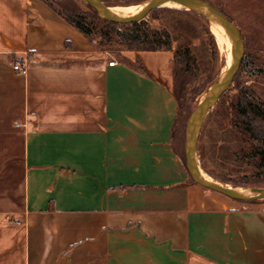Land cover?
Returning a JSON list of instances; mask_svg holds the SVG:
<instances>
[{
    "label": "crops",
    "instance_id": "obj_1",
    "mask_svg": "<svg viewBox=\"0 0 264 264\" xmlns=\"http://www.w3.org/2000/svg\"><path fill=\"white\" fill-rule=\"evenodd\" d=\"M109 55L43 0H0V264H264V199L185 166L174 50Z\"/></svg>",
    "mask_w": 264,
    "mask_h": 264
},
{
    "label": "rangeland",
    "instance_id": "obj_2",
    "mask_svg": "<svg viewBox=\"0 0 264 264\" xmlns=\"http://www.w3.org/2000/svg\"><path fill=\"white\" fill-rule=\"evenodd\" d=\"M47 1L60 8L66 6L93 12L81 0ZM104 1L111 6H118L137 5L146 0ZM202 1L210 2L238 25L245 53L234 82L205 118L198 142V163L207 175L221 183L249 190L260 189L264 187V168L257 169L253 165L252 154L256 151L251 150V145L254 143L238 115L237 106L239 99L247 96L264 102V0ZM143 20L146 22L142 25L145 28L170 33L172 50L184 47L189 50L193 70L188 76L189 83L179 85L174 80L173 86L181 97L175 139L180 137L183 145L187 121L192 111L200 98L225 74L231 60L227 61L223 47L210 28L209 20L190 9L165 5L156 8ZM104 25L98 23L97 31L89 38L96 41L100 50L110 53L109 59L130 50L126 45L117 43L116 37L112 42L102 38L101 32H107L111 27H103ZM117 28L124 30L131 27Z\"/></svg>",
    "mask_w": 264,
    "mask_h": 264
},
{
    "label": "trees",
    "instance_id": "obj_3",
    "mask_svg": "<svg viewBox=\"0 0 264 264\" xmlns=\"http://www.w3.org/2000/svg\"><path fill=\"white\" fill-rule=\"evenodd\" d=\"M48 6L58 12L64 19L70 22L74 27L84 33L87 37H91L96 31L98 23H102L103 27H110L107 32H101L102 38L107 41H115L124 44L130 50H172V39L168 31L161 32L159 29L145 28V20L134 23H118L107 18L101 17L97 10L90 4L86 5L92 9L93 12L83 10L81 8H69L66 6L58 7L53 3L43 0ZM210 3V2H209ZM211 4V3H210ZM184 11H187L183 9ZM131 27L129 29H120L117 27ZM106 30V28L104 29ZM193 72L191 67V60L189 57V50L187 47L179 48L174 51V80L181 84H188L189 73ZM236 77V76H235ZM235 80V78H234ZM234 82V81H233ZM174 93L178 99V114L176 116V124L174 127V135L177 133L178 123L180 118V103L181 97L177 92ZM238 115L247 127V134L252 143H254L251 150H255L253 157V165L257 169L264 168V102L251 98L250 96L239 99L237 106ZM188 118V116H187ZM180 136V135H179ZM175 139V137H174ZM176 143L184 157V142L180 143V137H176ZM183 150H182V147ZM191 177V176H190ZM245 184V183H244ZM256 201V200H255Z\"/></svg>",
    "mask_w": 264,
    "mask_h": 264
},
{
    "label": "water",
    "instance_id": "obj_4",
    "mask_svg": "<svg viewBox=\"0 0 264 264\" xmlns=\"http://www.w3.org/2000/svg\"><path fill=\"white\" fill-rule=\"evenodd\" d=\"M92 5L101 17L107 18L118 23H134L139 22L148 17L156 8H159L161 0H150V4L146 12L134 17H124L116 13L112 6L104 0H81ZM186 9H190L203 17L210 20H217L226 25L236 39V55L233 59L229 70L223 75L220 81L214 83L212 87L200 98L197 106L192 111L186 127V137L184 143V162L192 180L206 188L225 194L235 200L250 202L264 199V187L260 189L250 190L253 193H247L238 189V186L228 185L225 183L214 182L206 179L202 175V168L197 159V149L200 133L203 123L209 111L216 105L221 96L230 88L234 78L239 70L241 61L245 53V45L242 32L238 25L223 11L215 8L209 2L196 0L206 4L211 11L204 10L194 5V0H178ZM218 79V80H219Z\"/></svg>",
    "mask_w": 264,
    "mask_h": 264
},
{
    "label": "bare ground",
    "instance_id": "obj_5",
    "mask_svg": "<svg viewBox=\"0 0 264 264\" xmlns=\"http://www.w3.org/2000/svg\"><path fill=\"white\" fill-rule=\"evenodd\" d=\"M193 3H194V5L200 7L204 10L211 11V9L206 4H204L203 2H199V1L194 0ZM149 4H150V0H146L140 4H137V5H118V6L115 5V6H112V9L121 16L134 17V16H138V15H141L144 12H146V10L149 7ZM165 5L174 6V7H185L178 0H161L159 3V6L162 7ZM209 24H210L211 30L213 31V33L215 34V36L219 42V44L223 47V49L225 51L227 61L231 60L230 64L226 67V72H227L229 70L230 66L232 65L233 59L236 55V39L232 35V33L228 29V27L226 25L222 24L221 22H219L217 20H210ZM226 72H225V74H226ZM201 172H202V175L206 179L212 180L214 182H220L217 179L211 178L203 170ZM238 189L241 191L247 192V193L248 192L253 193L252 191H250L249 189H246V188H244V189L238 188Z\"/></svg>",
    "mask_w": 264,
    "mask_h": 264
},
{
    "label": "built area",
    "instance_id": "obj_6",
    "mask_svg": "<svg viewBox=\"0 0 264 264\" xmlns=\"http://www.w3.org/2000/svg\"><path fill=\"white\" fill-rule=\"evenodd\" d=\"M116 63V59L115 58H112L110 61H109V64L110 65H114ZM15 68L19 71H21L22 73L26 74L28 72V68L26 65H24L23 63L19 62L15 65Z\"/></svg>",
    "mask_w": 264,
    "mask_h": 264
}]
</instances>
